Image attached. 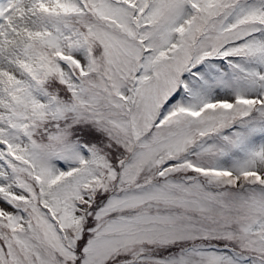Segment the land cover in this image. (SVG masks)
<instances>
[{
  "label": "snow or ice",
  "instance_id": "1",
  "mask_svg": "<svg viewBox=\"0 0 264 264\" xmlns=\"http://www.w3.org/2000/svg\"><path fill=\"white\" fill-rule=\"evenodd\" d=\"M0 264H264V0H0Z\"/></svg>",
  "mask_w": 264,
  "mask_h": 264
}]
</instances>
